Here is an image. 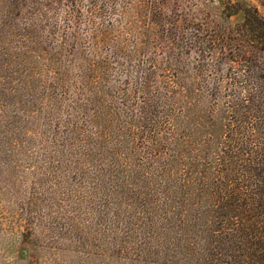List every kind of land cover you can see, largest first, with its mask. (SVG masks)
Here are the masks:
<instances>
[{
  "label": "rangeland",
  "instance_id": "obj_1",
  "mask_svg": "<svg viewBox=\"0 0 264 264\" xmlns=\"http://www.w3.org/2000/svg\"><path fill=\"white\" fill-rule=\"evenodd\" d=\"M0 264H264V0H0Z\"/></svg>",
  "mask_w": 264,
  "mask_h": 264
}]
</instances>
